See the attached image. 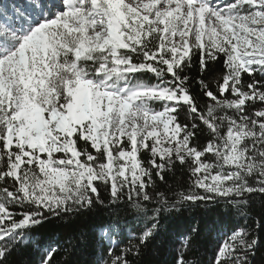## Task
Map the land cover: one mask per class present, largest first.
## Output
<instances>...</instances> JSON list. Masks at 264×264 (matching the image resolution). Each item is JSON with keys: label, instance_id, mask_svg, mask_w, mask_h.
<instances>
[{"label": "snow or ice", "instance_id": "obj_1", "mask_svg": "<svg viewBox=\"0 0 264 264\" xmlns=\"http://www.w3.org/2000/svg\"><path fill=\"white\" fill-rule=\"evenodd\" d=\"M256 202L264 0H0V264H69L89 244L93 264H137L166 215L209 205L234 222L208 264H251ZM101 212L63 245L34 231ZM199 237L175 264H200Z\"/></svg>", "mask_w": 264, "mask_h": 264}, {"label": "trees", "instance_id": "obj_2", "mask_svg": "<svg viewBox=\"0 0 264 264\" xmlns=\"http://www.w3.org/2000/svg\"><path fill=\"white\" fill-rule=\"evenodd\" d=\"M222 70L218 66L217 71ZM198 71L193 68L190 75L195 78ZM193 90L198 91V85L194 83ZM187 174H181L178 169L175 176L168 177L169 184L175 188L176 183L181 184L187 181ZM223 206L209 205L208 207L200 206L194 208H181L178 212L166 215L162 220L163 225L161 231L147 248H145L138 258L137 264H175L177 251L181 246V238L187 234L190 227L198 226L200 237L195 247L185 254L186 259H194L200 264H208L209 258L213 255V250L217 247V241L221 238L222 233L231 228L234 218H226ZM261 212H264V205L259 202L252 204V226L255 227V220L259 219ZM106 219V213L101 212L97 217H72V221L64 223L59 220H52L51 223H45L42 227L36 228L34 231L38 234L40 242L47 244L57 242L63 245L65 238L74 234L76 231L83 229L90 234L93 233L95 225ZM243 223V220L240 221ZM34 257L30 252L18 254L15 259L17 261L31 260ZM63 253L58 252L55 255L57 261L63 259ZM69 259V264H93L95 259L94 250L89 244L87 247L80 249ZM251 264H264V245L260 246L255 255L250 257Z\"/></svg>", "mask_w": 264, "mask_h": 264}]
</instances>
